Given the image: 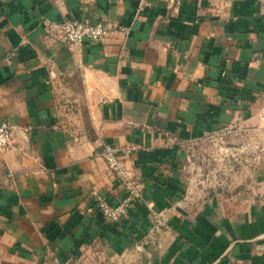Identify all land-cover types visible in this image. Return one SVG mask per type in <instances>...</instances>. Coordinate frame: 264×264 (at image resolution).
<instances>
[{
	"label": "crops",
	"instance_id": "crops-1",
	"mask_svg": "<svg viewBox=\"0 0 264 264\" xmlns=\"http://www.w3.org/2000/svg\"><path fill=\"white\" fill-rule=\"evenodd\" d=\"M69 19L111 34L75 48ZM259 114L264 0H0V264H264V158L207 196L179 165ZM104 144L132 150L118 223L94 205L129 196Z\"/></svg>",
	"mask_w": 264,
	"mask_h": 264
},
{
	"label": "rangeland",
	"instance_id": "rangeland-1",
	"mask_svg": "<svg viewBox=\"0 0 264 264\" xmlns=\"http://www.w3.org/2000/svg\"><path fill=\"white\" fill-rule=\"evenodd\" d=\"M263 117L260 115V119ZM179 147L182 180L192 181L194 189L202 188L203 196H207L209 189L214 188L210 184L225 169L254 170L261 166L264 158V125L251 129L238 127L232 132L198 143L180 144Z\"/></svg>",
	"mask_w": 264,
	"mask_h": 264
},
{
	"label": "built area",
	"instance_id": "built-area-1",
	"mask_svg": "<svg viewBox=\"0 0 264 264\" xmlns=\"http://www.w3.org/2000/svg\"><path fill=\"white\" fill-rule=\"evenodd\" d=\"M125 31V28H121ZM63 41L75 48H78L84 41L96 42L107 39L111 34V28L102 23H89L76 19L65 20L61 24ZM13 144V128L6 121H0V150L5 151ZM132 150L124 149L117 145L104 144L97 151L96 157L104 160L114 174L120 180L129 192V196L119 203L112 206L109 202L101 197L94 198V205L111 222L118 223L126 214L127 205L130 201L138 196V188L129 179V174L125 169L124 157Z\"/></svg>",
	"mask_w": 264,
	"mask_h": 264
}]
</instances>
